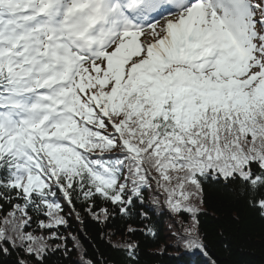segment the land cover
<instances>
[{
	"label": "snow or ice",
	"instance_id": "obj_1",
	"mask_svg": "<svg viewBox=\"0 0 264 264\" xmlns=\"http://www.w3.org/2000/svg\"><path fill=\"white\" fill-rule=\"evenodd\" d=\"M209 178L264 217V0H0V242L44 264L69 251L58 193L103 223L155 185L191 216L183 247L208 256Z\"/></svg>",
	"mask_w": 264,
	"mask_h": 264
},
{
	"label": "trees",
	"instance_id": "obj_2",
	"mask_svg": "<svg viewBox=\"0 0 264 264\" xmlns=\"http://www.w3.org/2000/svg\"><path fill=\"white\" fill-rule=\"evenodd\" d=\"M142 195L143 201L136 200L130 216L122 217L115 212L101 223L85 212L83 202L74 197L76 210L80 213V219H77L58 193L63 214L68 220L66 228L61 226L60 234L67 238L69 251L67 254L63 248L48 251L44 264H82L81 257L85 254L93 264H212V261L215 264H264V217L249 205L238 185L222 178H209L202 184L203 202L196 201L197 220L208 256L199 250L189 251L183 247L180 236L183 227L192 223L189 214L174 215L164 205L162 197L159 204L154 203L159 196L155 185L151 190L144 188ZM100 203L97 201V205ZM9 211L11 206L0 201V223ZM31 214L34 221L28 230L34 235H43L35 223L36 213ZM129 226L136 229L134 234L128 233ZM148 228L152 233L147 231ZM73 236L80 241L79 247L72 241ZM126 243L137 245L134 258L122 249ZM0 244L9 249L8 254L0 251V264H18L21 258L28 264H36L22 250L3 242Z\"/></svg>",
	"mask_w": 264,
	"mask_h": 264
},
{
	"label": "rangeland",
	"instance_id": "obj_3",
	"mask_svg": "<svg viewBox=\"0 0 264 264\" xmlns=\"http://www.w3.org/2000/svg\"><path fill=\"white\" fill-rule=\"evenodd\" d=\"M253 2L255 3V2H259V0H253ZM257 18H259V17H257Z\"/></svg>",
	"mask_w": 264,
	"mask_h": 264
}]
</instances>
